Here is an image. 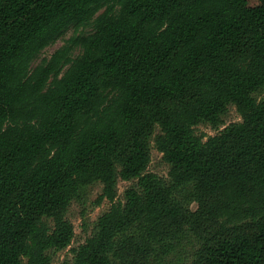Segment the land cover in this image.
I'll return each mask as SVG.
<instances>
[{
	"label": "trees",
	"instance_id": "1",
	"mask_svg": "<svg viewBox=\"0 0 264 264\" xmlns=\"http://www.w3.org/2000/svg\"><path fill=\"white\" fill-rule=\"evenodd\" d=\"M263 91L264 0H0V264H50L93 181L110 206L72 264H157L184 234L189 264H264ZM229 106L241 122L195 134ZM187 184L195 210L174 196Z\"/></svg>",
	"mask_w": 264,
	"mask_h": 264
},
{
	"label": "rangeland",
	"instance_id": "2",
	"mask_svg": "<svg viewBox=\"0 0 264 264\" xmlns=\"http://www.w3.org/2000/svg\"><path fill=\"white\" fill-rule=\"evenodd\" d=\"M90 32L91 28L89 25L78 28L69 26L56 38L53 44L49 45L39 53L31 63V69L47 61L51 55L56 50L60 49L72 36L77 35L78 33L87 34ZM78 53V50H73L71 58H75ZM65 69L66 68H64V70ZM254 97L258 100L264 99V91L257 95L254 94ZM239 122H241V118L236 112L234 106H229L225 114L221 117V123L217 127H211L206 123H201L195 127L194 131L197 136H204L203 140L205 141L207 137L218 134L228 125ZM168 170V165L163 161L162 155L152 147L151 161L148 166V171L159 177L167 178ZM134 183L135 182L132 181H118V200L123 201V193L125 189L134 185ZM101 191L102 185L98 181H93L83 186L77 197L72 199L64 213V218L73 226L74 237L72 243L63 250H49L47 255L50 258V264H72L73 256L71 250L83 243L84 240L94 232L98 216L104 213L110 206V203L106 200L99 204L96 203ZM174 196L178 201L183 202L188 209L195 210L197 208L196 190L192 184H187L182 188H179L174 193ZM194 245L195 243L192 244L191 236L188 234H184L179 237V239L175 238L174 241L163 247L157 264H189Z\"/></svg>",
	"mask_w": 264,
	"mask_h": 264
}]
</instances>
